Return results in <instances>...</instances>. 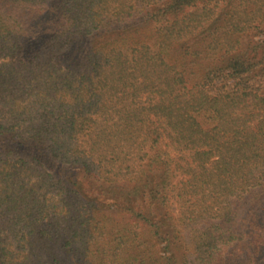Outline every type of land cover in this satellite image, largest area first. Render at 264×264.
<instances>
[{"label": "trees", "instance_id": "trees-1", "mask_svg": "<svg viewBox=\"0 0 264 264\" xmlns=\"http://www.w3.org/2000/svg\"><path fill=\"white\" fill-rule=\"evenodd\" d=\"M0 264H264V0H0Z\"/></svg>", "mask_w": 264, "mask_h": 264}]
</instances>
